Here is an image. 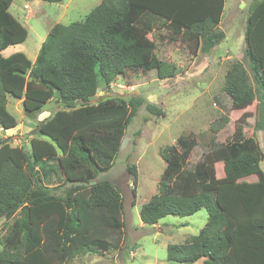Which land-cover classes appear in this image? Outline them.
Returning <instances> with one entry per match:
<instances>
[{
	"label": "trees",
	"instance_id": "trees-1",
	"mask_svg": "<svg viewBox=\"0 0 264 264\" xmlns=\"http://www.w3.org/2000/svg\"><path fill=\"white\" fill-rule=\"evenodd\" d=\"M12 1L0 0V127L6 130L18 125L8 109L9 95L23 100L24 113L29 119H35L51 100L58 102L59 109L37 121L32 132L37 136L31 137L30 149L0 139V220L12 219L1 238L0 264H27L28 248L36 246L32 241L38 234L30 208L48 202L59 204L63 213L66 211L61 236L54 235L60 236L62 251L69 249L67 261L88 251H109L115 248V243L104 237H92L95 239L76 243L74 247L70 245L85 234L78 202L81 193H86L84 201L88 211L99 214L108 211H97L100 205H115L116 210L120 208L124 212L120 189L108 180H94L111 167L116 145L109 162L100 165L91 148L96 136L91 139L86 133L100 126L106 130L116 126L123 133L145 99L133 95L128 100L118 98L91 104V98L102 83L110 84L118 75L148 70V65L158 59L159 43L154 30L160 18L170 29L169 40L188 42L194 54L209 53L226 36L220 28L226 0H101L81 20L56 23L35 59H30L23 51L9 56L2 53L9 46L24 42L29 33L9 11ZM261 30L264 32V0H257L247 19L243 59L228 67L224 92L234 106H245L257 99L264 131V53L258 51L256 42ZM157 72L162 79L172 77L176 74V65L162 63ZM147 108L162 114L153 104H147ZM127 110L129 113L125 116ZM228 121L229 116L224 117L221 125ZM214 130L217 131L216 126ZM196 145L195 136L188 134L161 150L166 166L159 190L142 205L140 216L142 221L155 224L169 214L187 216L205 208L208 212L205 226L185 241L169 244L168 261L234 264V238L229 232L230 213L226 207L229 197L221 199L220 187L224 183L231 185L234 192L230 195H233L236 190L242 191L239 181L243 183L245 178L255 176L264 188V145L254 136H247L243 126L238 124L230 140L220 143L212 139V149L189 168ZM222 147L228 148V156L224 160L225 176L219 178L215 156L217 158L216 151ZM59 153L70 156L71 161L84 162L92 173L84 177L67 175L57 185L47 184L45 176L49 180L59 176L53 172L55 165L57 172L59 169ZM129 171L133 175L136 196V166H129ZM124 226L123 220L118 227ZM253 232L264 237V226L254 225ZM50 245L47 243L45 249H50ZM42 260L36 258L29 264H41Z\"/></svg>",
	"mask_w": 264,
	"mask_h": 264
},
{
	"label": "rangeland",
	"instance_id": "rangeland-1",
	"mask_svg": "<svg viewBox=\"0 0 264 264\" xmlns=\"http://www.w3.org/2000/svg\"><path fill=\"white\" fill-rule=\"evenodd\" d=\"M100 1L13 0L9 11L27 27L29 33L24 42L9 46L3 55L23 51L30 59H35L56 23L69 24L81 20ZM255 1L257 0H226L220 24L226 36L209 53L194 54L188 42L180 39L169 40L167 37L170 29L164 26V19L160 18L154 30L159 43L158 59L148 65V70L132 72L126 76L118 75L110 84L100 85L96 95L91 98V104L108 103L118 98L128 100L133 95L141 96L145 101L129 126L124 127L123 133L116 126L107 130L100 126L86 133L91 139L96 136V143L91 148L100 165L109 162L116 145L111 167L99 173L94 180H108L120 189L124 212L120 208L116 210L115 205H100L97 211H108L99 214L88 211L84 201L86 193H81L78 202L82 224L86 228L82 231L85 234H81L70 245L74 247L78 245L76 243H85L92 237H104L115 243V248L103 253L88 251L67 261L69 249L62 251L60 248V233L66 211L63 213L59 204L48 202L40 205L41 207L30 208L33 210L31 218L34 217L38 234L32 241L36 246L28 248L27 264L34 262L36 258L44 259L41 264H176L167 259L168 245L181 243L198 234L207 222L208 212L202 208L187 216L169 214L155 224L142 221L141 207L158 192L159 181L166 166L161 150L175 143L180 136L193 134L197 145L193 148L188 162V167L191 168L212 149V139L225 143L233 137L238 124L243 126L247 136H254L261 146L264 145L260 102L255 99L245 106H234L224 92L228 67L234 61L243 59L247 19ZM257 38V49L264 53L262 30ZM166 62L176 65V74L162 79L158 76L157 67ZM147 104L155 105L162 110V114L150 111ZM58 105L56 100H51L35 119H29L24 113L23 100L9 95L8 109L16 117L18 125L6 130L0 127V139L30 149L31 137L37 136L32 133L37 121L51 116L59 109ZM128 113L129 110L125 116ZM226 116H229V121L221 125ZM215 126L217 131L214 130ZM216 154V175L223 178L228 148L222 147ZM55 159L58 161V156ZM53 161L55 160H50ZM58 165V172L56 165L53 172L59 173V176H52L51 180L45 176L47 184L57 185L67 175L84 177L92 173L91 168L84 162L71 161V157L63 153H59ZM134 165L138 173L136 196L133 193V175L129 171V166ZM262 166L264 168V161ZM238 183L242 186V191L236 190L237 192L230 195L234 190L231 185L224 183L219 193L222 200L229 197L226 207L230 213L228 231L234 238L232 258L234 264H250L249 259L251 264H264V237L253 232L254 225L261 223L264 226V188L255 176ZM123 220L125 226L119 229L118 226ZM11 222L12 219L7 218L0 220V250L1 238ZM47 243H51L50 249H45ZM202 262L200 260L196 264Z\"/></svg>",
	"mask_w": 264,
	"mask_h": 264
},
{
	"label": "crops",
	"instance_id": "crops-1",
	"mask_svg": "<svg viewBox=\"0 0 264 264\" xmlns=\"http://www.w3.org/2000/svg\"><path fill=\"white\" fill-rule=\"evenodd\" d=\"M225 5H226V3H225ZM224 12H225V8H224ZM224 12H223V16H224ZM223 16H222V19H223ZM222 21V20H221ZM157 24H158V22H157ZM221 24V23H220ZM164 26H166V22L164 21ZM3 52H5L4 50L2 51V53ZM17 52V51H16ZM12 53H14V52H12ZM12 53H10V54H12ZM9 54V55H10ZM9 55H6V54H4V56H9Z\"/></svg>",
	"mask_w": 264,
	"mask_h": 264
}]
</instances>
